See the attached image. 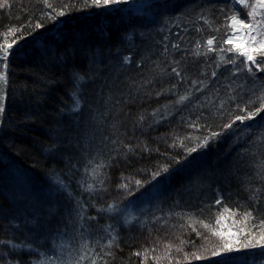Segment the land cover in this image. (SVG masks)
Here are the masks:
<instances>
[{
	"label": "trees",
	"instance_id": "1",
	"mask_svg": "<svg viewBox=\"0 0 264 264\" xmlns=\"http://www.w3.org/2000/svg\"><path fill=\"white\" fill-rule=\"evenodd\" d=\"M132 1L0 8V45L16 41L0 62V264H264V111L236 120L260 107L264 71L225 63L238 57L225 39L243 7ZM253 19L263 31V8ZM88 149L97 178L80 189L70 170ZM155 187V207H134Z\"/></svg>",
	"mask_w": 264,
	"mask_h": 264
},
{
	"label": "snow or ice",
	"instance_id": "2",
	"mask_svg": "<svg viewBox=\"0 0 264 264\" xmlns=\"http://www.w3.org/2000/svg\"><path fill=\"white\" fill-rule=\"evenodd\" d=\"M129 0H93V5L94 6H109V5H115V4H121V3H128ZM7 4V0H0V8L5 7ZM248 5H245V7H247ZM264 8V0H257V3L255 5H252L251 8L252 10L248 12V16L249 17H254L255 16V10L256 8ZM56 15H64L63 11H59L58 13H56ZM50 18H55L50 17ZM231 22L233 27H245L249 29V33L247 34L249 39H248V46L245 49H237L238 52V57L235 58H229V60L225 61V63H231L233 65L237 64L238 58L239 57H244V60H240L239 63L241 65H243V68L241 69H237L236 71L233 72V74L235 75L236 72L238 71H243L246 69L247 73L250 75H255V72L253 70V67L250 65H254L255 69L257 71H264V31H256L257 25L255 23L252 22H248L246 23L244 19H239L237 15H233L231 17ZM260 28L264 29V19H262V21L260 22ZM36 28H40L42 27L41 24L37 23L35 25ZM10 33L14 34L16 31H21V36L20 38L22 39L24 37V34L22 32L21 29H16V28H12L9 30ZM253 32H255V34H252ZM257 37H260L259 39ZM16 41L13 40L12 43H8L7 41H5L4 44L0 45V62H4L3 63V67L6 69L7 64V58L9 55L8 49L12 48L13 44ZM231 42L230 40H226L225 43H229ZM207 44L210 46L213 44V40L212 39H208L207 40ZM208 51H213V49L211 47L208 48ZM230 51V50H229ZM257 55H259L261 58L258 60L256 57ZM172 71L177 75L180 76L181 73L176 69L173 68ZM213 76L216 75L215 72L212 73ZM0 82H3L4 84H6V76L4 74H0ZM186 99L185 97H181V100ZM3 100V95H0V101ZM239 107V106H238ZM3 105L0 104V113L3 112ZM241 111H243V109H241ZM259 111H264V98H261V105L259 108H257L255 111H251L249 110V112L247 113L246 116H237L236 120H240L241 122L244 121V119H252L253 116L257 115L259 113ZM232 123H235V120L232 121ZM232 123L227 124L226 127L231 128L232 127ZM215 135H218L216 133L213 134V137ZM209 139H211L210 137H205L203 144L206 145L209 141ZM197 150L196 147H192L188 149L189 153L195 152ZM167 168L158 170L157 172L153 173V179H155L157 176H159L161 174V172H166ZM138 185L140 184V181L136 182ZM89 188H91V185L89 186ZM217 203H219V201H217ZM247 216H251L252 213H246ZM259 225L264 227V220H260L259 221ZM205 228L208 227V225H204ZM214 235L216 233H213ZM261 239L264 240V234L261 235ZM109 246H111V244H109ZM256 245L249 242L248 244L245 245V247H255ZM261 247H264V245H261ZM233 250V245L230 242H225L222 245V251L228 252V251H232ZM221 250H216L213 251L212 255H219ZM137 255H139V253H137ZM199 258V257H197ZM84 257H81V260H83ZM93 264H95V262L93 261Z\"/></svg>",
	"mask_w": 264,
	"mask_h": 264
},
{
	"label": "rangeland",
	"instance_id": "3",
	"mask_svg": "<svg viewBox=\"0 0 264 264\" xmlns=\"http://www.w3.org/2000/svg\"><path fill=\"white\" fill-rule=\"evenodd\" d=\"M239 7H243V10H244V14H245V16H246V20L248 21H250V22H252V23H255V21H254V17H249L247 14H248V12H249V8H248V6L247 7H245V5H247V0H233ZM150 2H148V1H144V0H141V1H139V2H135V1H132V2H130L129 3V5L131 6L130 8H134V7H137V8H143V7H145L147 4H149ZM117 6H119V4H115V8H117ZM257 8H259V7H257ZM261 9V8H260ZM263 10H264V8H263ZM239 18V17H238ZM261 18V17H260ZM230 28H231V32H230V34L228 35V36H230V35H232L234 32H235V27H233V25H232V22L230 21ZM257 31V30H256ZM263 31H264V29H263ZM253 34H255V32H253ZM258 39L260 38V37H257ZM225 41H226V39H225ZM227 44V43H226ZM232 49H234L233 47H232ZM238 53V52H237ZM258 56L259 55H257V59H258ZM86 151H88L89 153L88 154H86V155H84V157L86 158V160H88L84 165H83V167L81 168L80 167V163H83V160L81 159H78L77 161H79V162H77V164L78 165H76V168L75 169H72V170H70V171H72L71 172V177L73 178V183L74 184H77L78 185V187L81 189V188H84L83 187V185L84 186H89L90 184H92L94 181H95V179L97 178V171H96V169L89 163V160H90V162H92L93 161V163H97L98 164V162H99V159H98V154L97 153H93L92 155H89L90 154V150L88 149V150H86ZM97 168V167H96ZM98 169V168H97ZM193 171H194V169H193ZM76 176V177H75ZM188 177L189 176H187L186 177V179H185V182L186 181H188L189 179H188ZM167 180H169V179H167ZM161 197H162V194H161V192L159 191V188L158 187H155V188H152V189H150L147 193H145V194H143L142 196H141V198H140V200H139V202L138 203H136V205L134 206V207H137V206H141V207H143L144 208V205H145V203L149 206V205H151L152 203H154L153 205V207H155L158 203H159V201L161 200ZM153 209V208H152ZM135 213H136V211L133 209V206L130 208V209H128V211H126V220H130V219H132L134 216H135ZM63 230H61L60 231V233L62 232ZM78 232H80V230H78ZM62 246V248L63 249H61V251H56L57 249H59V246H56V248H54L53 249V253H57V252H59L58 254H60L61 252H62V250H65L66 249V247L64 246V245H61ZM56 251V252H55ZM69 258V257H68ZM84 259H85V261L87 262V261H92V259H91V257H90V255L88 254V255H85L84 256ZM53 264H72V262L71 261H67V260H64V259H62V256L61 257H59L58 255H55L54 256V258H53Z\"/></svg>",
	"mask_w": 264,
	"mask_h": 264
},
{
	"label": "bare ground",
	"instance_id": "4",
	"mask_svg": "<svg viewBox=\"0 0 264 264\" xmlns=\"http://www.w3.org/2000/svg\"><path fill=\"white\" fill-rule=\"evenodd\" d=\"M246 23L250 22L249 20L245 21ZM235 32L226 37V40H230L231 42L227 43L229 46L234 49H245L248 46V33L249 29L245 27H235ZM253 34V33H252Z\"/></svg>",
	"mask_w": 264,
	"mask_h": 264
}]
</instances>
